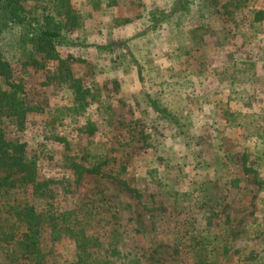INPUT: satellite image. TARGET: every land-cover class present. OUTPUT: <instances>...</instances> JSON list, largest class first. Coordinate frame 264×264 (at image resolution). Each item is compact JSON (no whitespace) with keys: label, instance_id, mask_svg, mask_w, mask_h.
<instances>
[{"label":"trees","instance_id":"obj_1","mask_svg":"<svg viewBox=\"0 0 264 264\" xmlns=\"http://www.w3.org/2000/svg\"><path fill=\"white\" fill-rule=\"evenodd\" d=\"M86 1L93 10L115 4V0ZM258 1L164 0V5L145 8V14L140 16L142 31L130 37L114 33L97 42V56L111 70L122 69L124 74L132 68L137 70L140 92L132 99L121 96L120 81L109 78L98 83L96 79L102 71L79 74L74 63L84 60L63 55V49L83 45L73 36L85 23L74 0H37L31 9L26 7L27 0H0V264H231L235 260L238 264H264L261 248L239 245L264 236V153L255 154L256 146L261 149L260 141L264 145V122L252 127L253 121H248L249 125L243 126V139L248 144L241 142L234 153L239 178L209 180L208 175H203L186 189H179L180 184L169 179L163 182L158 164L146 176V184L131 179L137 177L134 161L144 150L155 147V129L169 121L170 130L178 131L181 117L179 111L170 109V103L177 98L171 100L172 97L185 88L191 76L194 81L199 74H205L200 59L189 60L193 50L185 48L181 32L171 30L183 23L173 19L187 14V21L194 16L200 21V26L191 30H203L197 43L188 41L197 51L209 43L204 32L209 38L215 36L208 23L216 15L233 24L230 32L234 37L240 34L247 38L242 26L259 34L264 9L256 8ZM131 22L130 18L116 19L112 28ZM164 22L168 23V34ZM224 34L225 38L230 35L226 30ZM202 39L204 43L198 44ZM156 40L173 44L168 46L169 59L171 64L174 62L169 74L160 71L161 65L154 61L150 45ZM142 46L146 53L141 54ZM182 53L189 56L188 60L176 63ZM14 62L23 71L42 72L43 85L61 88L66 94L64 102L50 104L38 89L28 88L16 77ZM195 62L199 71L192 67ZM241 64L245 72L257 68L256 61ZM241 101L232 100L235 104ZM224 112L228 123L234 125L239 117H252L229 107ZM36 120L40 122L41 138L33 140L28 130ZM108 131L110 134H106ZM212 156L214 153L209 154V158ZM158 159L164 169L169 167L171 162L163 156ZM186 167L185 164L180 169L184 171ZM95 178L118 182L144 206L162 205L161 214L152 216L154 227L159 221H171V213L176 211L177 228L160 234V238L169 239L168 246L162 244L160 247L165 249L160 250L152 239L145 241L130 203L124 210L126 220L134 222L133 228L119 222L117 214L109 215L110 207L94 197L96 191L91 185ZM243 179L256 192L249 201L250 211L234 225L232 203L226 199L225 191L232 194L244 189ZM152 183L157 184L158 191L150 190ZM66 194L72 195V206L62 204ZM259 209L261 214L257 216ZM102 212L105 216H101ZM180 217L184 218L178 225ZM135 230L140 236L139 244ZM128 238L134 245L127 244ZM65 242L72 247L71 258L64 259L58 250Z\"/></svg>","mask_w":264,"mask_h":264},{"label":"rangeland","instance_id":"obj_2","mask_svg":"<svg viewBox=\"0 0 264 264\" xmlns=\"http://www.w3.org/2000/svg\"><path fill=\"white\" fill-rule=\"evenodd\" d=\"M132 0H115V4L112 7L101 10H93L92 6L87 3L86 0H74L79 12L85 18V23L82 30L74 31L73 36L77 38L81 46L67 47L62 50L63 55L71 54L76 58H82L83 62H75L74 68L79 74H86L88 70H98L102 73L98 74L96 81L100 83L104 79L113 78L120 81L123 89L121 96L128 98H136L140 92V82L137 75V70L132 68L124 74L122 69L111 70L103 60H101L96 53L95 45L97 42L105 40L106 36H112L114 33L117 35L124 34V37H130L135 35L138 31L144 29V25L140 19V16L145 14L146 7L149 5H164V0H135V3H131ZM139 1L141 3H139ZM38 4L37 0H27L26 7L31 9L34 5ZM143 4V5H142ZM256 8L264 9V0L258 1ZM148 8V7H147ZM194 16V13H193ZM195 17V16H194ZM186 14L184 16L176 15L173 22H183L180 27L174 26L171 30L176 32L179 30L181 35L184 36V42L186 49L190 51L191 57L189 60L194 62L197 59L201 60L204 65V75H198L193 81L191 76L186 80L182 91L172 97L176 96L175 103H170V109L173 111H179L181 117L179 122L178 131L170 130L168 125L169 121H163V125L155 129L153 133V149L144 150L142 156H139L134 161L137 177H131L135 183L146 184L145 178L148 176L151 169L160 165V170L163 172L161 178L164 181H173L175 184H180L179 189H186L188 185H191L197 180L198 176L208 175V179L212 180L215 177H221L223 181H230L235 179L237 175V165L235 164V154L238 150V146L243 142L248 144V140H244L243 136L246 134V130L243 126L249 125L258 126L263 124L262 115H264V25L261 27L259 34H254V29L242 26L243 34H247V38L233 36L230 30L233 24H227L223 19H218V16L211 19L209 30L215 33L212 38L208 37L205 32L204 38H208L209 43L204 45L203 39L198 44H203L201 50H195L192 45L188 43L189 39H192L194 43H197V37L203 32V30L197 32H191L195 27L200 26V21L194 19ZM130 18L131 23L119 24L116 30H113L112 25L115 20H124ZM166 33L169 32V26L167 22ZM179 26V25H178ZM229 32V36L224 37V31ZM194 37V38H193ZM188 38V39H187ZM203 38V37H202ZM199 39V38H198ZM245 39L247 41H245ZM146 42V39L141 41ZM177 43V42H176ZM84 46V47H83ZM172 46L165 41H154L150 45L154 61L157 65H161L160 71H167L169 74L173 64L169 59L170 48ZM197 46V45H196ZM185 49V50H186ZM146 47L142 46L141 54L146 53ZM179 62H185L188 57H185V53L180 55ZM183 58V59H182ZM256 61L257 68L255 71L245 72L242 68L244 65L242 62ZM237 61L240 63L236 66L234 63ZM175 63V64H176ZM196 71L200 70V66L196 65V62L192 65ZM15 75L18 79L24 81L28 88L38 89L40 93L47 96L50 104H62L64 102L63 96L65 92L57 85H43L45 76L42 72H35L32 70L23 71L21 66L14 62ZM162 73V72H160ZM163 74V73H162ZM164 75V74H163ZM167 76V75H165ZM195 78V77H194ZM253 80V82H252ZM193 85V86H192ZM192 86L193 89H190ZM190 89V90H189ZM188 93H187V91ZM241 99V103L235 104L230 98ZM229 98V99H228ZM170 100V101H171ZM231 108L242 114H250L252 117L248 118L246 115L245 120L239 117L237 124L228 123L227 114L224 112L225 108ZM259 113V115H258ZM37 120L29 124L28 132L30 138L37 140L41 138L39 133V124ZM106 134H110L108 131ZM29 138V139H30ZM202 138L205 139L203 142ZM252 144L255 143L253 138L249 139ZM249 142V143H250ZM259 149L257 146L255 154L264 153V145L262 141ZM237 143H239L237 145ZM251 145V144H250ZM233 152V153H232ZM214 153L212 158H209V154ZM264 155V154H263ZM262 155V156H263ZM163 156L167 162H171L169 167L164 169L163 162H160L158 157ZM165 162V161H164ZM187 165L184 171L180 169V166ZM240 177L239 176L237 178ZM159 179H161L158 176ZM186 179V180H185ZM244 189H238L233 191L232 194H226V199L232 203V217L234 225L240 223L242 218L250 211L248 209L251 195L253 196L256 191L249 184H246V179H243L241 183ZM92 189L96 191L94 197L99 198V201L106 203L110 214H117L120 221L123 224H129L130 228H133L134 222L127 221L126 211L124 206L130 203L135 214L136 223L144 231L145 241L154 242V245H158L160 250L165 247L160 245L169 244V239L160 238V234L164 230L171 228H177L176 218H174L173 211L171 213L172 220L164 222H158L154 227L155 213L161 214L162 205L158 203L154 207L151 205H145L139 203L136 198L131 197L123 187L112 179H94ZM151 191H158L157 184L152 183L150 185ZM91 189V190H92ZM94 192V191H93ZM225 192H223L225 194ZM92 193V191H91ZM232 195V196H230ZM261 196H264L261 195ZM167 197V196H166ZM63 205L73 204L72 195L62 196ZM155 209H158L156 211ZM193 211L190 212V214ZM132 213V212H131ZM131 213L129 216H131ZM223 214H226L225 211ZM261 214L260 209L257 212V216ZM101 216H105L102 212ZM223 216V215H222ZM184 218V217H183ZM182 217L178 222L182 223ZM245 218V217H244ZM174 220V223H173ZM181 220V221H180ZM218 222V220H217ZM116 226V224H114ZM137 231L135 230V233ZM137 234V233H136ZM140 235V234H139ZM131 236V235H130ZM143 237V236H142ZM136 244L140 243V236H136ZM127 244L130 246L133 244V239H126ZM148 244V243H147ZM241 247H254L256 249L261 248L264 256V236L260 240L253 243L241 242ZM58 250L64 256V259L71 258L72 247L68 242H65L58 246ZM223 262V261H221ZM231 264H238V260L230 261ZM225 264V263H221Z\"/></svg>","mask_w":264,"mask_h":264}]
</instances>
